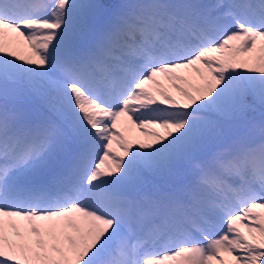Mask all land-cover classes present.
Returning a JSON list of instances; mask_svg holds the SVG:
<instances>
[{
  "label": "snow or ice",
  "instance_id": "1",
  "mask_svg": "<svg viewBox=\"0 0 264 264\" xmlns=\"http://www.w3.org/2000/svg\"><path fill=\"white\" fill-rule=\"evenodd\" d=\"M0 264H264V0H0Z\"/></svg>",
  "mask_w": 264,
  "mask_h": 264
},
{
  "label": "rangeland",
  "instance_id": "2",
  "mask_svg": "<svg viewBox=\"0 0 264 264\" xmlns=\"http://www.w3.org/2000/svg\"><path fill=\"white\" fill-rule=\"evenodd\" d=\"M135 135L142 138H146L142 133L139 132V130L136 131Z\"/></svg>",
  "mask_w": 264,
  "mask_h": 264
},
{
  "label": "trees",
  "instance_id": "3",
  "mask_svg": "<svg viewBox=\"0 0 264 264\" xmlns=\"http://www.w3.org/2000/svg\"><path fill=\"white\" fill-rule=\"evenodd\" d=\"M103 2H105V3H109V0H104Z\"/></svg>",
  "mask_w": 264,
  "mask_h": 264
}]
</instances>
